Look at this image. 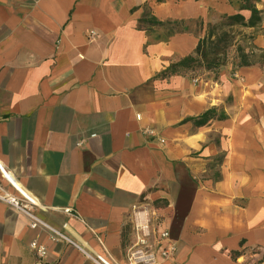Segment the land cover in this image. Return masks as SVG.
Returning a JSON list of instances; mask_svg holds the SVG:
<instances>
[{"label":"crops","instance_id":"obj_1","mask_svg":"<svg viewBox=\"0 0 264 264\" xmlns=\"http://www.w3.org/2000/svg\"><path fill=\"white\" fill-rule=\"evenodd\" d=\"M212 10L251 16L234 0H0V264H127L147 220L177 247L159 264L264 249V63L161 75L199 39L165 24ZM212 107L227 116L187 120ZM18 189L77 246L31 228Z\"/></svg>","mask_w":264,"mask_h":264},{"label":"rangeland","instance_id":"obj_2","mask_svg":"<svg viewBox=\"0 0 264 264\" xmlns=\"http://www.w3.org/2000/svg\"><path fill=\"white\" fill-rule=\"evenodd\" d=\"M237 7L240 8V0H234ZM227 14H222L215 11H210L208 18H203L201 20H196L192 22H186L185 24H176L168 23L165 24V30L162 32L165 36L172 34L178 28H187L188 31L195 32L199 35L198 43L195 48V51L199 45L201 38L205 36L209 27H214L215 33L213 35V41L215 44H209V51L212 58H214L220 65L215 68V70H210L206 68V65L203 63L192 64L191 67L185 68L180 67L179 73H191L192 77H195V73L204 75H211L206 71H213L215 75H219L220 69L225 66H229L231 71L236 70L237 68L254 64L256 62L264 63V50L260 51L257 46L254 44V40L258 34L264 32V29L256 27V29H251L247 27H240L238 25L227 27L226 19L224 16ZM146 24V23H145ZM150 26V24H149ZM154 28H156V37L159 35L162 36L160 30H157L161 26L157 21L153 23ZM227 32L228 36L224 40H220V36ZM160 33V34H159ZM226 47L224 51L223 47ZM195 51L191 54H194ZM180 59H176L177 62ZM212 73V74H214ZM198 78L195 77L194 81H197ZM220 160V157H219ZM241 264H264V249L254 248L248 250L247 253L241 258Z\"/></svg>","mask_w":264,"mask_h":264},{"label":"built area","instance_id":"obj_3","mask_svg":"<svg viewBox=\"0 0 264 264\" xmlns=\"http://www.w3.org/2000/svg\"><path fill=\"white\" fill-rule=\"evenodd\" d=\"M6 199L18 211L26 212L30 216L31 228H42L52 233L55 239H62L77 246L66 233L53 228L34 213V208L38 203L29 193L18 189L17 195L8 196ZM134 234L135 240L126 251L127 264H159L160 259H169L177 251L170 230L162 222L139 221L135 225ZM31 247L39 257L43 258L47 254V247L38 241H33ZM95 260L99 264H111L102 255H97Z\"/></svg>","mask_w":264,"mask_h":264},{"label":"trees","instance_id":"obj_4","mask_svg":"<svg viewBox=\"0 0 264 264\" xmlns=\"http://www.w3.org/2000/svg\"><path fill=\"white\" fill-rule=\"evenodd\" d=\"M240 10H249L251 12V16L247 19L242 13L238 12L232 15H225L226 26H240V27H258L262 23L263 16L262 11L257 7L256 0H240ZM215 33L214 27H209L207 33L203 38H201L199 45L194 54H189L183 58H181L177 62H172L165 70L162 71L161 75L166 77L171 74L179 73L180 67L189 68L192 64L203 63L206 65L207 69L215 70L220 63H218L212 55H210L209 44H215L213 41V35ZM228 36L227 32L224 31L222 36H220V40H224ZM224 51H226V47H223ZM227 115L224 111H219L216 107L209 108L204 113H202L198 117H190L187 120H194L197 125H204L212 118H225Z\"/></svg>","mask_w":264,"mask_h":264}]
</instances>
